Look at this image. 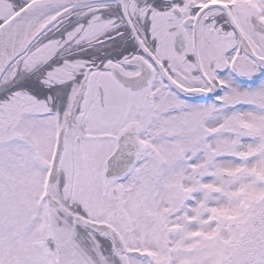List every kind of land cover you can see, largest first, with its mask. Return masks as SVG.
<instances>
[{"label":"snow or ice","instance_id":"1","mask_svg":"<svg viewBox=\"0 0 264 264\" xmlns=\"http://www.w3.org/2000/svg\"><path fill=\"white\" fill-rule=\"evenodd\" d=\"M0 264H264V0H0Z\"/></svg>","mask_w":264,"mask_h":264}]
</instances>
